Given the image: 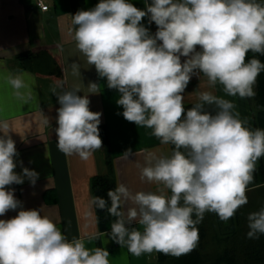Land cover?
<instances>
[{
    "label": "clouds",
    "instance_id": "1",
    "mask_svg": "<svg viewBox=\"0 0 264 264\" xmlns=\"http://www.w3.org/2000/svg\"><path fill=\"white\" fill-rule=\"evenodd\" d=\"M146 16L157 26L154 35L141 23ZM72 23L78 50L106 78L107 87L118 90L116 103L123 107L124 119L152 129L162 144L174 146L171 155L149 152L144 165L137 164L141 180L161 186L156 192L133 193L120 183L108 190L107 200L97 196L90 204L117 218L111 238L135 256L158 252L178 258L190 253L199 241L196 225L206 212L227 222L248 203L247 187L264 157V130L247 127L232 101L209 91L185 110L183 93L192 75L202 73L209 86L222 85L228 96L255 95L264 63L257 58L246 62V56L264 55V3L146 0L141 10L129 0H100L90 10L77 11ZM72 69L79 74L76 63ZM4 79L18 99H32L27 73ZM97 86L90 83V92ZM78 92L53 89L60 105L57 148L88 160L102 148L101 113L91 111L88 95ZM205 105L217 110L206 111ZM9 131L8 122L0 121V216L20 210L13 218L0 219V264H110L104 248L88 249L77 238L69 241L40 210L23 209L14 190L6 187L25 178L34 186L39 178L27 167L22 174L14 171L18 153ZM130 154L125 152L127 158ZM247 220L248 238L264 235V208ZM134 222L143 231L128 227Z\"/></svg>",
    "mask_w": 264,
    "mask_h": 264
},
{
    "label": "crops",
    "instance_id": "2",
    "mask_svg": "<svg viewBox=\"0 0 264 264\" xmlns=\"http://www.w3.org/2000/svg\"><path fill=\"white\" fill-rule=\"evenodd\" d=\"M99 2L0 0V121L8 122L9 135L15 141L18 155L14 158L17 164L14 171L22 174V168L27 167L39 174L34 186L25 178L22 184L6 187L14 190L23 209L40 210L69 241L77 238L83 240L88 249L104 248L109 252L110 264H151L153 261L157 264L158 252L135 256L126 247L117 244L111 238V229H101L97 209L90 204L94 198V177L108 173L104 137L100 134L102 148L88 160H82L78 155H65L57 148L55 129L60 105L53 89L57 93L78 89V95H88L90 110L101 113L98 127L107 129L116 184L123 183L133 193L156 192L161 186L141 180L137 164L143 166L149 152L171 155L174 149L171 144H162L152 134V129L124 119L123 107L116 103L120 95L118 90L109 89L106 78L99 77L94 65L88 64L84 54L78 50L73 38L75 26L72 16L79 10L94 8ZM129 2L145 10L146 0ZM256 2L264 3V0ZM147 3H151V0H147ZM42 5H48V10H44ZM141 23L149 29L150 34H155L157 26L149 22V17L146 16ZM32 51L49 52L48 67L34 69L19 59L20 55ZM185 59L181 57L182 62ZM73 63L79 66V74H73ZM57 66L63 72V83L51 73ZM19 73H27L31 77L32 99L27 103L14 95L4 79L9 74L15 76ZM93 82L98 85L95 93L90 92L89 88ZM205 91L232 101L236 106L234 111L239 113V118L246 122L247 127L264 130V108L249 98L226 95L222 85L209 86L202 73L192 75L183 93V104L199 103V94ZM205 110L215 113L217 109L215 105H205ZM45 120L48 122L45 123ZM128 150H131V154L127 158L125 152ZM261 164L264 165V157L257 161L255 170ZM263 187L264 183L249 187L246 192ZM167 195L170 196L171 192L168 191ZM127 206L133 205L129 202ZM19 210H10L0 219L13 218ZM128 227L143 231V227L135 222ZM152 254L154 256L151 258Z\"/></svg>",
    "mask_w": 264,
    "mask_h": 264
},
{
    "label": "trees",
    "instance_id": "3",
    "mask_svg": "<svg viewBox=\"0 0 264 264\" xmlns=\"http://www.w3.org/2000/svg\"><path fill=\"white\" fill-rule=\"evenodd\" d=\"M49 56H51V54L47 51H41L39 53L32 51L20 55L19 59L23 61L26 66H30L34 69L39 68V70H41L48 67L47 60ZM252 58H257L264 63V55L249 52L246 56V62ZM51 73L59 82L63 83V72L60 66L54 68ZM254 92L255 95L249 98V100L255 101L257 106L264 108V71L257 77L254 85ZM195 104L196 103H189L183 105L185 110H187ZM99 133L105 140L108 157V173L94 177L92 188L94 197L99 196L107 200L108 190L114 189L117 184L107 129L101 127L99 128ZM181 151L185 150L181 149ZM262 183H264L263 164L254 171L253 180L247 188L261 185ZM257 191L263 193L264 187ZM249 193L251 194L252 192ZM239 209H241V207ZM97 212L101 229H111V224L115 222L117 218L110 215L107 210L97 209ZM214 218L216 221L209 218L211 221L208 219V223L201 221L196 225L199 230V241L193 251L178 258L158 253L157 264H264V235H259L258 238L255 239L248 238L247 233L249 228H246L248 226V220L239 210H237L235 215L227 222L221 221L215 213ZM193 219H195V215H193ZM240 224H242L241 230L239 229Z\"/></svg>",
    "mask_w": 264,
    "mask_h": 264
},
{
    "label": "rangeland",
    "instance_id": "4",
    "mask_svg": "<svg viewBox=\"0 0 264 264\" xmlns=\"http://www.w3.org/2000/svg\"><path fill=\"white\" fill-rule=\"evenodd\" d=\"M37 69H39V68H37ZM248 192H252L251 194L250 193L247 194V192H246L248 203L246 205L242 206L241 209H238L239 212L242 213L245 218H247L250 213L259 211L261 208H264V192L262 193L261 191H257L256 189L252 190V191H248ZM209 218L211 220L216 221V219L214 218V213H211V212H206L202 221H204L205 223L206 222L208 223ZM246 228L248 229V226ZM239 229L240 230L242 229V224H240ZM153 256H154V254L151 255V258ZM155 262H156V259H155ZM151 264H154V261L151 262Z\"/></svg>",
    "mask_w": 264,
    "mask_h": 264
},
{
    "label": "built area",
    "instance_id": "5",
    "mask_svg": "<svg viewBox=\"0 0 264 264\" xmlns=\"http://www.w3.org/2000/svg\"><path fill=\"white\" fill-rule=\"evenodd\" d=\"M42 8H43L44 10H48L49 6H48V5H42Z\"/></svg>",
    "mask_w": 264,
    "mask_h": 264
}]
</instances>
